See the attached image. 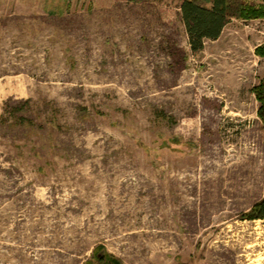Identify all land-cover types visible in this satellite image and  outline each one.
Segmentation results:
<instances>
[{
	"label": "rangeland",
	"instance_id": "374dc122",
	"mask_svg": "<svg viewBox=\"0 0 264 264\" xmlns=\"http://www.w3.org/2000/svg\"><path fill=\"white\" fill-rule=\"evenodd\" d=\"M181 2L0 0V264H264V18Z\"/></svg>",
	"mask_w": 264,
	"mask_h": 264
},
{
	"label": "trees",
	"instance_id": "16d2710c",
	"mask_svg": "<svg viewBox=\"0 0 264 264\" xmlns=\"http://www.w3.org/2000/svg\"><path fill=\"white\" fill-rule=\"evenodd\" d=\"M252 0H182L179 5L180 17L189 36L191 50L199 51L203 39H215L227 19L264 18V4L255 5ZM264 1V0H262ZM254 53L264 58V42L257 45ZM255 99L259 103L257 116L264 130V73L252 88ZM246 218H264V198L256 202L247 212ZM100 264H106L104 256H98Z\"/></svg>",
	"mask_w": 264,
	"mask_h": 264
}]
</instances>
